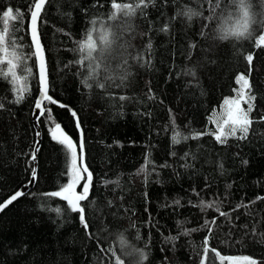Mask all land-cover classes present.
Instances as JSON below:
<instances>
[{"label":"trees","instance_id":"obj_1","mask_svg":"<svg viewBox=\"0 0 264 264\" xmlns=\"http://www.w3.org/2000/svg\"><path fill=\"white\" fill-rule=\"evenodd\" d=\"M113 2L132 0H49L40 23L49 95L66 107L47 101L45 106L77 143L82 130L85 162L93 173V203L82 202L88 228L65 201L46 195L67 183V175L61 146L50 137L54 123L42 117L36 185L0 214V264H114L107 249L119 254L120 235L144 251L147 259L140 264H200L208 234L202 225L214 218L210 247L264 264V200L257 199L264 197V122L253 123L246 139L230 137L226 144L212 135L172 142L176 129L186 136L215 130L209 118L223 113L225 99L236 98L237 75L249 73L247 54L254 55L251 118L259 121L264 115V48H256L254 39L264 33H254L253 40H222L219 28L206 19L212 14L208 0H154L143 13L137 11L132 35L124 36L131 45L127 65L114 61V80L105 89L90 80L88 88L85 69L76 63L81 58L77 41L92 21L97 28L110 23ZM250 2L259 19L264 7L259 0ZM28 4L0 0V12L19 9L27 21ZM188 9L200 15L189 20L178 14ZM165 25L168 31L161 30ZM6 27L21 59L31 56L27 23L17 28L8 20ZM137 53L143 60L132 59ZM24 64L33 75L21 102H15L10 79L0 78V203L29 182L36 169L31 154L37 143L32 115L40 89L38 67L35 58ZM24 64L17 68L22 81ZM192 68L195 77L186 74ZM202 201L228 216L220 217L216 207L201 210ZM186 229L197 231L185 236ZM122 258L128 264L129 258Z\"/></svg>","mask_w":264,"mask_h":264},{"label":"snow or ice","instance_id":"obj_2","mask_svg":"<svg viewBox=\"0 0 264 264\" xmlns=\"http://www.w3.org/2000/svg\"><path fill=\"white\" fill-rule=\"evenodd\" d=\"M47 2L48 0H29L27 21L24 19V13L19 9L15 10V14L12 7H6V10L0 12V26L4 28L3 31H0V54H2L0 55V78L10 79V82L15 85L14 90L17 92L15 102H21L24 98L23 93L28 90L27 78L33 75L32 68L27 67L24 64V60L35 58L38 65V82L40 85V97L35 102V109L38 110L37 120L41 117H46L49 122L54 123V127L50 129V137L61 146L66 162L65 173L67 175V183L61 185L58 190L47 193L46 195L61 198L65 201L70 210L78 214L79 219L87 229L88 223L85 218L86 209L82 202L88 201L89 205L93 203L89 199L93 184V173L89 170L87 163L83 162L84 141L82 130L79 143H77V141L64 131L60 123L52 121V108L44 105V102L47 101L49 105H58L61 108L66 107L63 104H59L57 100L48 94L45 52L40 40L38 28L39 18ZM153 3L154 0H132V2L123 4L113 2L110 5V8L113 10L109 16L110 23L97 28V21H92V27L86 31L84 39L77 41V48L75 49V51L81 54V58L76 63L85 69L86 78L83 83L88 88L93 86L89 82L90 80L94 81L99 89H105L108 82L114 80V77L111 75L114 61L119 59L122 61L121 66L127 65L126 55H131V52H129L131 45L124 40V36L126 34L129 37L132 35V20L136 16L137 11L143 13L149 4ZM208 3L212 14L206 19L212 23L213 28H219L221 32L220 38L222 40H229L230 37H235L237 40H253L254 33H264V12L259 13L260 18L257 19V13L252 11V3L250 0H215L214 3L213 0H208ZM259 3L264 7V0H259ZM178 14L180 16H186L189 20L195 15H200V13L193 12L191 9ZM8 20L16 22L17 28L20 24L27 23L28 27L26 31L30 37V46L34 49L31 52V56H24L22 60L20 55H18V50L14 47L16 41L8 35V29L6 27ZM230 21H234V23H230ZM161 30L168 31L167 25ZM201 35H203V32ZM254 45L256 48H264V34H259L254 39ZM10 47L13 48L12 51H9ZM191 47L195 48L196 45L193 44ZM147 48L149 50L151 49V43L147 45ZM132 59L140 61L143 60V56L137 53L136 55H132ZM245 59L249 64V73L248 75H237L236 83L239 85V89L236 98L225 99L223 101V113L221 115L214 114L209 118L215 124V130L186 136L176 129L172 137L174 144L180 143L181 139H198L203 135H212L217 142L226 144L230 137L241 140L246 139L253 123L264 122V115L259 117V121H254L251 118V113L254 111V101L256 99L255 95L252 94L250 82L251 64L254 55L247 54ZM21 64H24L21 71L27 74L24 81L17 76V68ZM5 68L6 71H4ZM186 74L195 77L196 71L194 68L188 69ZM126 75L127 73L125 72L120 76L121 82L126 79ZM119 99L123 100L125 97L121 96ZM242 102L247 104V108L242 106ZM0 108H3V104H0ZM72 116L76 118V124L79 127L80 121L75 111L72 112ZM38 150L36 149V151ZM31 159L35 161V152L31 154ZM140 171H147V160L146 165ZM31 177L32 179L29 181V184L35 181V169L32 170ZM105 183L108 182L106 181ZM78 187L81 189L79 192L77 191ZM25 194L24 191H16L6 201L0 203V212ZM257 199L264 200V197H258ZM177 203L179 202L177 201ZM213 207H216L220 217L228 216V213L219 211L218 206L212 203L201 202V210ZM240 207V205L236 206L237 209ZM55 211L59 213L60 209H55ZM215 223L216 219L214 218L211 222L205 221L204 225H202L203 228L208 230V234L203 241L200 264H257V261L251 257L223 255L216 248L210 247L209 240L212 234L210 225H215ZM193 231H197V229H186L183 234L189 236ZM169 239L175 238L170 237ZM118 244L119 254H117L114 247L107 249L112 255L114 264H125V259L122 257L129 258L128 264H140V261L147 259L144 251L131 247L123 235L119 236ZM209 252L212 254L211 259H209Z\"/></svg>","mask_w":264,"mask_h":264},{"label":"water","instance_id":"obj_3","mask_svg":"<svg viewBox=\"0 0 264 264\" xmlns=\"http://www.w3.org/2000/svg\"><path fill=\"white\" fill-rule=\"evenodd\" d=\"M49 1V0H48ZM48 3V2H47ZM47 5V4H46ZM46 5H45V7H46ZM45 7H44V9H45ZM44 11V10H43ZM42 14H43V12L41 13V16H40V18H39V23H38V28H39V36H40V40H41V43H42V45H43V47H44V52H45V60H46V66H47V76H48V89H49V91H48V94L50 93V76H49V65H48V59H47V54H46V50H45V46H44V43H43V40H42V36H41V31H40V23H41V19H42ZM37 67H38V65H37ZM39 97H40V89H39V93H38V96H37V99H39ZM37 99H36V101H37ZM46 102V101H45ZM45 102H44V105H45ZM37 115H38V110L37 109H35V105H34V108H33V115H32V120H33V124L35 125V127H36V130H37V143H36V146H35V155H36V159H35V167H36V169H35V171L37 170V167H38V158H39V151H40V148H41V146H42V143H43V130H42V126H41V118L39 119V120H37ZM36 149H39L38 151H36ZM83 162L84 163H86L85 162V155H84V159H83ZM31 179H32V177H31ZM30 179V180H31ZM35 185H36V178H35V181L33 182V183H31V184H29V182H27V183H25L24 185H22L17 191H24L26 194L30 191V190H32L34 187H35ZM15 193V192H14ZM13 193V194H14ZM12 194V195H13ZM25 194V195H26ZM24 195V196H25ZM10 197V196H9ZM8 197V198H9ZM23 196H21V197H19L18 199H20V198H22ZM7 198V199H8ZM6 199V200H7ZM17 199V200H18ZM5 200V201H6ZM16 200V201H17ZM15 202V201H14ZM3 203V202H2ZM10 206V205H9ZM8 206V207H9ZM7 207V208H8ZM7 208H5L4 210H6ZM3 210V211H4ZM2 211V212H3ZM2 212H0V214L2 213Z\"/></svg>","mask_w":264,"mask_h":264},{"label":"rangeland","instance_id":"obj_4","mask_svg":"<svg viewBox=\"0 0 264 264\" xmlns=\"http://www.w3.org/2000/svg\"><path fill=\"white\" fill-rule=\"evenodd\" d=\"M218 115H220V113H219ZM81 183H83V182H81ZM80 190H81L80 187H78V188H77V191L79 192ZM230 256H248V255H230ZM248 257H251L252 259H254V260L257 261V259L254 258V257H252V256H248Z\"/></svg>","mask_w":264,"mask_h":264}]
</instances>
